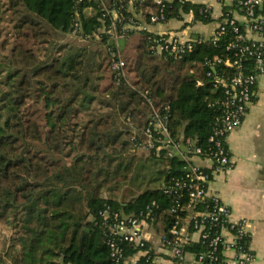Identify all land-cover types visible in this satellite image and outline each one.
Instances as JSON below:
<instances>
[{
  "label": "trees",
  "instance_id": "obj_1",
  "mask_svg": "<svg viewBox=\"0 0 264 264\" xmlns=\"http://www.w3.org/2000/svg\"><path fill=\"white\" fill-rule=\"evenodd\" d=\"M2 1L11 13L16 36L4 77V84L12 89L0 97V221L11 225L14 240L32 264H43L47 255L51 259L46 264H113L101 212L110 207L138 213L152 201L167 208L170 199L162 185L183 174L184 161L178 155L168 156L167 148L157 155L139 145L146 139L144 129L151 114L139 90L149 92L156 108L169 107L175 141L195 138L207 148L220 113L214 103L223 94L215 87L213 76L225 67L218 65L214 72L205 61L221 51L206 43L197 44L182 58L158 55L149 49L147 39L152 31L130 29L120 51L126 81L117 78L111 68V55L117 47L110 43L109 30L113 11L120 4L125 15L134 17L137 11L129 0ZM152 1L137 6L144 8ZM152 6L157 12V4ZM202 7L203 3L170 1L165 14L182 23L181 27L213 21L209 11L200 12ZM76 24L79 33L73 35ZM116 24L121 25L118 20ZM58 33L92 40L90 43L100 41L70 47L56 56L59 47L53 38ZM1 35L0 30V50H5L8 39ZM131 37L136 41L129 49ZM0 75L3 79L4 74ZM85 113L86 120L81 118ZM67 147V158L74 152L71 164L63 160ZM146 157L164 167L160 186L122 201L108 197L105 191H113L114 184L128 179L135 162ZM169 219L166 215L160 225L165 234ZM133 253L130 249L126 255Z\"/></svg>",
  "mask_w": 264,
  "mask_h": 264
},
{
  "label": "built area",
  "instance_id": "obj_2",
  "mask_svg": "<svg viewBox=\"0 0 264 264\" xmlns=\"http://www.w3.org/2000/svg\"><path fill=\"white\" fill-rule=\"evenodd\" d=\"M144 1L129 0V6L137 11L134 17L125 15L122 4L113 11L114 21L109 33L117 50L112 52L111 68L117 78L126 81L129 79L119 40L125 39L130 29L149 31L148 24L174 20L165 14L166 2L192 0H153L158 11L150 13L146 23L140 20L137 6ZM219 4L216 13L209 4L200 9L201 13L209 11L216 21L208 37L201 36L190 25L154 31L148 36L151 51L177 59L197 44L218 47L221 53L207 58L205 64L214 72L218 65L225 67L213 76L215 87L222 89L223 94L214 103L220 113L215 117L209 144L203 148L195 138L175 141L170 132L169 107L156 108L149 92L139 90L151 108L144 129L146 139L139 145L153 149L157 155L162 148L168 149L170 157L180 154L184 161L183 174L162 185L163 193L170 199L167 208L161 209L156 201H152L138 213L128 214L110 207L101 212L113 264H251L254 261L249 219L234 218L232 208L218 194L211 192L210 186L216 175L234 167L228 137L242 125L258 79L264 75V0H219ZM192 17L191 10L187 21L190 22ZM117 20L120 26L116 24ZM78 33L79 25L76 24L72 34ZM231 69L232 73L229 72ZM211 74L208 72L209 76ZM182 145L185 150L181 149ZM166 215L171 216L166 222L169 225L167 234L160 231L162 218ZM130 249L135 253L127 256ZM61 264L73 263L61 261Z\"/></svg>",
  "mask_w": 264,
  "mask_h": 264
},
{
  "label": "crops",
  "instance_id": "obj_3",
  "mask_svg": "<svg viewBox=\"0 0 264 264\" xmlns=\"http://www.w3.org/2000/svg\"><path fill=\"white\" fill-rule=\"evenodd\" d=\"M213 1L192 0L214 8ZM152 3L154 1L140 8L143 23H146V15L153 12ZM215 3L219 9L218 0ZM181 26L182 23L174 19L164 24H148V29L154 32ZM214 27L194 28L201 36L208 37ZM228 144L234 167L214 177L211 192L218 194L232 208L234 218L249 219L250 248L254 254L251 264H264V75L256 85L242 125L229 135Z\"/></svg>",
  "mask_w": 264,
  "mask_h": 264
},
{
  "label": "rangeland",
  "instance_id": "obj_4",
  "mask_svg": "<svg viewBox=\"0 0 264 264\" xmlns=\"http://www.w3.org/2000/svg\"><path fill=\"white\" fill-rule=\"evenodd\" d=\"M215 1L216 0H214L213 2L215 5L214 12L216 13L218 12V6L215 3ZM215 22H216L215 20L209 23L198 22L193 25L194 27L204 30L206 27H213L215 25ZM0 30L2 33L1 36L8 39V43H9L7 49L0 50V66L5 67L0 71V74L2 73L4 74L2 75L3 79H0V89H1L0 97H1L2 92H10L12 89L10 85L4 84V80H5L4 77L8 73L7 70L9 69V63H8L9 48L11 47V44L13 43L16 36L14 22H12L11 20V13L7 12L6 7L4 6L2 0L0 4ZM53 39L54 42L56 43V46L59 47L56 48V50L58 51L55 52L56 56L63 55L64 53H66V51H68L70 47H79L80 45L83 44L95 45L97 41H100V39H97L94 43H90L92 42V40L90 41L82 40L80 37L72 36V34L65 35L59 33L55 34ZM134 41H136L135 37H131L130 40L128 41L129 49L132 47ZM98 45H100V42L98 43ZM128 52L133 53V50H129ZM261 77H259L258 82L261 79ZM102 83H104L103 80ZM92 105L94 106V104ZM81 118L86 120L87 119L86 113L84 114V116H81ZM123 119L124 116H121L119 118L120 121H122ZM74 121H78V119H74ZM68 151H69V147L64 149L63 160L64 162L71 164L72 163L71 161L73 160L74 152H71L70 156L67 158V156H65V153ZM163 168L164 167L161 164V162L156 160L155 158L146 157L145 159H141L135 162V167L133 169V172L128 179L123 180L118 184H114L115 189L111 191L112 188H110V190L108 192L105 191V193L108 197L112 199H115L117 201H122L123 199H128L129 197L133 195H137L140 192H143L144 190L158 188L162 182ZM50 259L51 257L47 255L43 264H46V261ZM40 260H41V256L38 254L37 261ZM0 264H32L30 257L25 256L22 253L20 245L17 244V242L14 240V232L11 225L4 220L0 221Z\"/></svg>",
  "mask_w": 264,
  "mask_h": 264
},
{
  "label": "water",
  "instance_id": "obj_5",
  "mask_svg": "<svg viewBox=\"0 0 264 264\" xmlns=\"http://www.w3.org/2000/svg\"><path fill=\"white\" fill-rule=\"evenodd\" d=\"M110 43H111V44H114V41L111 40ZM125 43H126V40H125L124 38L119 40V45H120V50H121V51L123 50V48H124V46H125ZM181 149H182V150H185V145H182ZM178 156H179V159H180V160H183V158H182V156H181L180 154H178Z\"/></svg>",
  "mask_w": 264,
  "mask_h": 264
}]
</instances>
